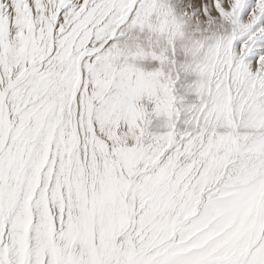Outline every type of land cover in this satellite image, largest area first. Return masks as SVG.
Here are the masks:
<instances>
[{
	"label": "snow or ice",
	"instance_id": "snow-or-ice-1",
	"mask_svg": "<svg viewBox=\"0 0 264 264\" xmlns=\"http://www.w3.org/2000/svg\"><path fill=\"white\" fill-rule=\"evenodd\" d=\"M0 264H264V0H0Z\"/></svg>",
	"mask_w": 264,
	"mask_h": 264
}]
</instances>
